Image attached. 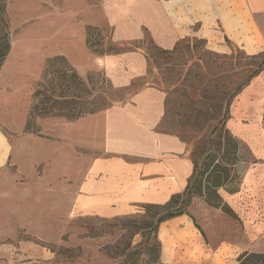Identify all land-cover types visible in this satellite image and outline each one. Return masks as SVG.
<instances>
[{
	"label": "rangeland",
	"instance_id": "374dc122",
	"mask_svg": "<svg viewBox=\"0 0 264 264\" xmlns=\"http://www.w3.org/2000/svg\"><path fill=\"white\" fill-rule=\"evenodd\" d=\"M101 6V0L6 3L10 52L0 67V132L10 147L0 134V264L189 263L209 259L219 248V264H264V71L234 97L264 58V15L252 25L254 41L233 42L219 21H212L215 33L183 40L168 53L148 32L141 41L115 42ZM237 34L247 40L246 30ZM84 35V45L78 44ZM127 50L146 56L147 73L117 88L96 59ZM56 56H64L84 80L85 97L97 102V113L154 86L167 96L161 130L186 141L191 156L200 140L223 125L243 142L249 150L247 169L239 171L238 184L219 190L235 217L193 198L186 210L193 232L182 236L165 224L160 232L165 251L159 240L162 257L155 263L150 230L167 211L138 205L125 216L77 214L75 197L89 158L83 139L77 134L75 142L66 118L33 119L35 133L25 131L36 84L47 59Z\"/></svg>",
	"mask_w": 264,
	"mask_h": 264
},
{
	"label": "crops",
	"instance_id": "0c3cea01",
	"mask_svg": "<svg viewBox=\"0 0 264 264\" xmlns=\"http://www.w3.org/2000/svg\"><path fill=\"white\" fill-rule=\"evenodd\" d=\"M101 5L104 23L113 28L115 42L141 41L148 32L154 43L165 51L173 50L191 37L215 33L212 21H219L233 42L254 41L252 25L257 26L258 17L264 15V0H101ZM236 21L240 22L239 30H246L247 40L238 36L239 30L234 29ZM85 38L82 36L78 44L84 45ZM96 65L104 69L115 87L126 88L146 75L148 61L143 53L128 51L98 57ZM166 97L161 89L147 86L124 104L68 123L75 142L79 134L87 151L84 155H89L75 197L77 214L130 215L138 205H164L185 192L194 173V163L186 141L160 128L166 116ZM165 224L176 227L174 233L180 232L182 236L195 228L190 218L182 215L160 226L159 240ZM255 231L258 229L251 230ZM160 241L164 252V242ZM219 250H212L209 259L198 257L189 263L161 262L219 264L215 259ZM224 264L239 262L224 261Z\"/></svg>",
	"mask_w": 264,
	"mask_h": 264
},
{
	"label": "trees",
	"instance_id": "16d2710c",
	"mask_svg": "<svg viewBox=\"0 0 264 264\" xmlns=\"http://www.w3.org/2000/svg\"><path fill=\"white\" fill-rule=\"evenodd\" d=\"M7 1L0 0V67L10 52L9 25L5 17ZM226 40L229 42L227 37ZM179 44L172 51H176ZM128 51L132 50L113 54ZM163 51L170 53V51ZM253 60L257 61L256 59ZM257 66L253 72L251 71L244 85L234 93V97L241 92L243 87L249 85L253 78L264 71V58L257 62ZM86 90L84 80L64 56L47 59L42 77L36 84L32 96L35 104L30 109L25 131L35 133L33 119L57 117L76 121L87 114L97 113V102H90L86 99L84 94ZM91 104H93L92 107H90ZM217 129L219 128L217 127L215 131ZM203 155L204 157H202ZM248 155V148L243 142L234 138L224 125L217 134L216 132L212 133L209 138L206 137L197 143V147L192 153L194 173L185 192L174 196L170 202L164 205H144L145 210L149 212L152 210L167 211L154 224L152 223L150 230L154 233L155 243L153 245L155 248L151 247L154 249H149H151V252L154 250L157 255L155 263L159 262L161 256L162 245L158 238L160 226L173 218L188 215L186 210L190 207L193 198H202L209 208L220 209L229 216L235 217L229 206L223 203L219 190L226 189L229 183L238 184L240 182L238 181L241 174L239 171L247 169L248 163L246 162L250 161L249 159L246 160L245 157L247 158ZM199 157L202 158L201 161H199ZM196 227L199 229L198 226ZM262 257L264 258V255Z\"/></svg>",
	"mask_w": 264,
	"mask_h": 264
}]
</instances>
